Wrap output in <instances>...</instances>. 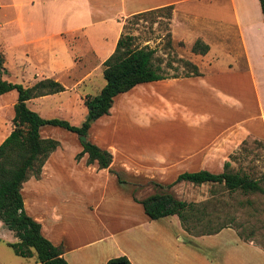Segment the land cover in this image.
Returning a JSON list of instances; mask_svg holds the SVG:
<instances>
[{"label": "crops", "instance_id": "crops-1", "mask_svg": "<svg viewBox=\"0 0 264 264\" xmlns=\"http://www.w3.org/2000/svg\"><path fill=\"white\" fill-rule=\"evenodd\" d=\"M195 1L212 4L214 0H0V21H3L1 25L3 27L14 25L17 28L18 42H22L17 44L15 42L17 39L12 37L6 49L34 46L33 52L36 57V67L29 70V66L26 67L29 63L25 59V57L28 58L25 54V60H23L25 64L20 63L17 66L18 71L13 73L8 68L9 57L2 54L3 64L8 72L5 80L23 87H31L40 80L52 79L65 88L64 92L27 101V107L41 118L46 117L42 112L40 113L42 102L45 100H55L54 109L62 108L64 112L70 110L69 100L62 99L60 96L71 92L81 96L82 106H84L86 96L98 95L105 86V83L96 85L95 79L99 80L101 74L103 76V63L112 55L124 31L125 21L140 13L173 6V16L169 20L171 38L174 41L184 42L189 47L197 39L209 46V52L206 55L192 53L194 56L191 59L192 65L197 68L200 75L179 76L142 84L134 87L129 91L130 93L127 92L128 94L118 95L113 101V107L118 103L120 108L119 115L114 117L115 120L123 114L127 115V112L134 113V121L137 117L143 120V113L139 108L123 110L122 107L125 106L124 101L132 99L135 104L138 98L147 97L148 92L152 93L149 97H160L165 103L172 101L173 105L171 102L168 103L171 110H167V113H181L184 118L196 117V113L192 112V102L184 100L190 97L193 101L195 98L193 95H184L182 86H191L196 82L203 83L202 81L205 80L203 69L211 68L212 64L220 59L215 49L227 55H232L234 50H238V58L243 60L248 70L253 84V93L259 102L261 140L264 141V44L262 43L264 20L259 2L258 0H227L232 18L231 22H223L216 18L192 14L180 7ZM251 8H253V14L250 11ZM196 24L200 26L198 27L200 33H197L190 43L181 36L175 35V28L183 26V29H193ZM69 37H75V39L78 37L80 42L77 40L75 45L70 46L67 41ZM218 37L221 38L218 39ZM212 39L215 41L217 39L219 42H215L218 45L216 48L212 44ZM232 45H236V49ZM252 49H259L256 62L253 61ZM255 69L261 73L259 81H257ZM64 79L69 81V86L62 84ZM146 86H154L155 89H151L146 94L145 91H137ZM79 89L82 90L79 91ZM136 91L137 93L132 96L131 94ZM15 103L16 100L11 102V108ZM110 113L111 110L109 115L96 122L101 124L106 122L111 117ZM86 115L85 108L81 123ZM96 122L90 127L88 138L94 134V127L98 124ZM46 127L50 126L41 128L40 136L43 139H51L50 129ZM9 128L6 136L0 140V144L11 133L12 129ZM104 129H107L104 131L106 134L115 136L119 133L116 127L113 130ZM243 131L249 134L257 133L246 127ZM88 138L87 142H90ZM57 142L59 146L50 154L39 178H32L23 183L21 195L25 212L41 225L42 235L54 246L61 248L63 258L68 264H107L110 260L119 257H126L130 264H264V251L253 243L243 242L229 228L215 235L193 237L183 231L176 216L149 220L142 206L137 202L142 199H136L129 194L122 184L118 183L116 176L110 172H117V170L126 172L124 166L134 169L138 174L140 170L137 168L142 165H157L165 168L168 165L175 168L184 167L185 158L200 153L199 139L192 140V143L179 144V147L171 151L169 143H164L161 152L153 153V158L141 148H137L135 153H130L124 148L118 149L115 142L112 144L98 140L91 141L90 143L112 155L109 169H99L96 163L87 164L86 154L77 159V155L82 152V146L74 144L73 141L71 144L74 148L70 152L71 160L68 165L64 161L62 144ZM127 153L130 157L128 163L120 160V157ZM184 172L185 170L182 171ZM75 174H78L77 180L85 184L84 190L79 192L82 198L77 202L84 209L98 211L102 208L112 213L116 207H122L123 204L128 208L126 214L118 213V217L114 219L118 226L112 231L109 230V234L87 241L70 239L67 233L70 225L67 222V215L70 212L68 209H72L74 202L67 200L68 196H65L63 192H66L68 183L73 182ZM133 213L137 216L133 217ZM124 222L125 226L122 225ZM179 236L183 239L185 236L188 237L187 241L190 240V243H192L191 240L195 241L197 248L186 244L187 241L185 243L182 238L178 240ZM17 241L13 233L0 221V264H40L35 256L32 258L16 256L8 244Z\"/></svg>", "mask_w": 264, "mask_h": 264}, {"label": "rangeland", "instance_id": "rangeland-1", "mask_svg": "<svg viewBox=\"0 0 264 264\" xmlns=\"http://www.w3.org/2000/svg\"><path fill=\"white\" fill-rule=\"evenodd\" d=\"M180 7L195 15L231 22L232 14L227 0H214L212 4L195 1L183 4ZM174 8L177 9V7ZM250 11L253 14V8ZM172 13L171 16H173ZM169 20L168 12L165 10L153 11L139 19L131 17L125 21L124 33L135 37L134 44L138 48L155 49V56L162 60L161 67L166 75L169 77L185 76L192 71L186 62L193 64L191 59L194 56L191 53V47L186 46L184 42L174 41L171 35L169 37V31L171 30ZM2 22L0 21V55L6 54L9 57L8 68L16 73L18 71L17 66L20 63L25 64L23 61L25 59L29 63V65H26V67L29 66V70L36 67L34 46L6 49L12 37L14 39L18 38V33L14 25L3 27ZM198 27H200L198 24L193 29H183V26H180L175 28V35L181 36L190 43L196 34L200 33ZM77 40L80 42L78 37L67 39L70 46L75 45ZM18 41L19 39L15 40L17 44H22ZM215 42H218L217 39L216 41L212 39V44L216 48L218 45ZM262 43L264 44V41ZM232 47L236 49V45H232ZM215 50L219 53L220 59L212 64L211 68L203 69V79H205L202 81L203 83L196 82L191 86H182L184 95H193L195 98L193 101L190 97H188L189 99L184 98V100L192 102V112L196 113V117L187 116L184 118L181 113H167V110H171L168 103L171 102L173 105L172 101L169 100L168 103H165L160 97H149V94L152 93L148 91L155 88L154 86H146L137 90L139 92L145 91V94L149 93L146 95L147 97L138 98V102H135L137 105L133 104L134 100L132 101V99L124 101L125 106L122 105L123 110L139 108L143 113V120L137 117L138 121H134L133 112H127V115L123 114L115 120L114 117L119 115L118 112H120L119 104L116 103V106H112L111 117L102 124L96 122L98 124L94 127V134L89 138L87 136V138L90 142L93 140L115 142L118 149L122 150L124 148L126 152L130 153H135L137 148H141L152 158L153 153L161 152L164 143H169L171 151L173 148L179 147V144H188L192 143L194 139H199L200 153L185 158L186 163H184L186 165L184 167L175 168L168 165L165 168L157 165H142V167L137 168V170H140L139 174L134 169L126 166H124L126 172L117 170L120 174L122 186L136 199L143 200L156 192H167L186 203L199 205L204 203L205 214L209 217V227L227 226L236 235L240 233L244 238L249 239L246 242L253 243L264 251V141L261 140L259 102L253 93V84L248 70L243 60L238 58L239 51L234 50L232 55H227L220 50ZM258 50L252 49L254 62L258 60ZM25 54L28 58L25 57L24 59ZM255 73L257 81L261 80L260 71L255 69ZM6 76H3V78L5 79ZM100 83H105L102 74L99 80L95 79L96 85ZM62 84L69 86V81L64 79ZM81 90L79 89V91ZM137 91L131 95L133 96ZM16 97L14 91L0 97V140L6 136L9 127L12 129L13 108L10 104L12 101L15 102ZM60 97L69 100L68 107L70 110L64 112L62 108L54 109L55 100H45L40 108V113L46 115L43 118L65 120L71 125L79 127L81 118L84 117L85 113L81 96L71 92ZM139 103L141 104L139 105ZM244 126L257 133H244ZM114 127L119 132L115 136L104 132L107 131L104 128L113 130ZM46 128L50 129L51 139L62 144L64 161L69 165L70 152L74 148L71 142L81 144L80 139L61 128L51 126ZM170 151L168 152L170 153ZM128 155L127 153V155L121 156L120 160L130 162ZM231 156L234 157L231 162L232 169L246 173L253 179H260L263 192L247 195L240 192L229 193L224 190L223 186L219 185L194 186L184 182L168 188L183 170L185 172L206 170L212 173H221L223 164L229 161ZM76 175L78 174H75L73 182L68 183L66 192H63L65 196H68L67 200L74 202L72 209H68L70 212L67 215V222L70 224L67 233L70 239L87 241L109 234L118 226V223L114 220L118 217V213L121 215L126 214L128 208L123 204L122 207H116L112 213L102 208L98 211L84 209L77 202L82 198L79 192L84 190L83 185L85 184L77 180ZM32 178L34 179V177L29 179ZM154 184H159L161 188L156 187ZM133 215V217L137 216L136 213H133ZM199 224L207 223L203 221ZM122 225L125 226V222ZM180 238L182 237H177L178 240ZM188 239L185 236L182 241L186 243ZM191 242L189 240L186 244H191V246L197 248L195 241L191 240Z\"/></svg>", "mask_w": 264, "mask_h": 264}, {"label": "trees", "instance_id": "trees-1", "mask_svg": "<svg viewBox=\"0 0 264 264\" xmlns=\"http://www.w3.org/2000/svg\"><path fill=\"white\" fill-rule=\"evenodd\" d=\"M258 2L264 20V0ZM163 10L168 12L170 19L173 6L154 11ZM152 12L140 13L132 18L139 19ZM124 28L123 26V30ZM134 40V36L123 31L112 55L103 63L105 86L98 95L85 97L83 105L87 109V115L79 127L65 120L43 119L31 111L27 107V101L64 92L65 88L52 79L40 80L31 87L8 82L3 79L8 72L3 67L4 61L0 55V96L11 91L17 93L16 103L13 106L12 131L0 144V221L18 240L16 243L8 244L16 256L22 258L35 256L40 264H68L63 258L61 248L54 246L42 235L41 225L24 210L21 195L23 183L31 177L39 178L45 162L59 146L55 140L43 139L40 136V129L45 126L57 127L75 134L78 138L87 137L92 124L109 115L114 98L118 95L127 93L138 85L177 78L169 77L163 72L162 60L155 56V49L138 48ZM208 52L209 46L200 39L191 46V53L195 55L203 56ZM186 64L192 71L185 77L200 75L194 65L189 62ZM81 146L82 152L77 155V159L86 154L87 164L96 163L99 169H109L112 155L108 151L89 141ZM233 160L234 157H229V161L223 164L221 173L206 170L184 172L178 175L168 188L184 182L194 186L219 185L229 193L240 192L247 195L263 192L260 179H253L246 173L232 169ZM110 172L116 176L118 183H122L118 172ZM154 185L161 188L159 184ZM137 202L142 206L149 220L176 216L183 231L193 237L215 235L228 228L224 225L209 227V217L205 214L204 203L201 205L186 203L167 192H156ZM203 221L207 224L200 225L199 223ZM237 236L243 242L249 240L240 233H237ZM107 264L130 263L126 257H119L110 260Z\"/></svg>", "mask_w": 264, "mask_h": 264}, {"label": "water", "instance_id": "water-1", "mask_svg": "<svg viewBox=\"0 0 264 264\" xmlns=\"http://www.w3.org/2000/svg\"><path fill=\"white\" fill-rule=\"evenodd\" d=\"M79 139H80L81 144L84 145L87 143V137H80Z\"/></svg>", "mask_w": 264, "mask_h": 264}]
</instances>
